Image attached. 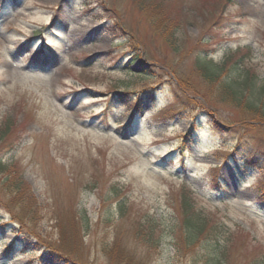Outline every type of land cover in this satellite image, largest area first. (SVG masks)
Segmentation results:
<instances>
[{
    "label": "rangeland",
    "instance_id": "obj_1",
    "mask_svg": "<svg viewBox=\"0 0 264 264\" xmlns=\"http://www.w3.org/2000/svg\"><path fill=\"white\" fill-rule=\"evenodd\" d=\"M239 47L264 82V0H0V264H123L101 242L142 255L143 227L160 241L147 264H204L201 237L177 243L182 185L225 264L264 258V106L193 72Z\"/></svg>",
    "mask_w": 264,
    "mask_h": 264
},
{
    "label": "trees",
    "instance_id": "obj_2",
    "mask_svg": "<svg viewBox=\"0 0 264 264\" xmlns=\"http://www.w3.org/2000/svg\"><path fill=\"white\" fill-rule=\"evenodd\" d=\"M162 4H154L153 9L161 7ZM152 14H148L151 20L158 19L160 14L156 13V10H151ZM159 20V19H158ZM53 29V28H52ZM169 33L170 30L168 31ZM41 34V31L35 34ZM169 33H165V37L170 36ZM167 39V38H166ZM170 43V39L167 40ZM240 48H235L234 50H227L221 60L216 61L212 57L197 55L193 63V72H195L206 84L208 92L211 95L216 96L221 102L233 104L237 107L242 106L244 109L256 107V105L261 104L264 106V82L257 84V73L254 71L253 66L250 64L251 58L248 57L247 52H240ZM124 92H119V98L123 97ZM249 95V97L247 96ZM137 102V101H136ZM164 115V114H161ZM171 118V117H170ZM193 126H191V129ZM192 133H188L185 136V142L191 145L193 141ZM247 160L244 161L242 173L247 172ZM5 168L2 166L0 161V171H4ZM15 175V172H11ZM11 175V176H12ZM21 178V177H20ZM18 177L11 178L8 183L9 193L11 194H21V191L26 188V185ZM213 185L218 189H221L222 185L216 178H214ZM181 190L178 194V206L182 217V227L183 234L182 240L178 239L177 243L184 244L185 247H193L194 241L200 237L204 240L206 246H208L212 251L210 258L205 260L204 264H225L223 259L218 256L217 252L218 244L220 240L218 234L220 227L202 215L194 207V200L191 197L192 193L186 190L185 186H180ZM221 191V190H219ZM118 209L122 216L124 210V204L121 201L117 202ZM22 207V206H21ZM28 212H30L28 210ZM70 223L69 231H66L69 237L78 238L79 233L82 230L89 229L88 221L83 218L80 226L75 221L77 218L72 217ZM143 226H140L141 228ZM152 227L141 228V233L143 237L140 239L145 243L141 244L144 252L142 255H138L135 252L129 254L121 246L118 239H113L111 242L102 241L101 248L102 251L110 257L111 260L123 264H147V258L150 251L157 249L160 241L158 243L157 238H152ZM175 244L178 246V244ZM14 247H9L8 250L12 251ZM146 251V252H145ZM253 264H264V258L254 260Z\"/></svg>",
    "mask_w": 264,
    "mask_h": 264
}]
</instances>
